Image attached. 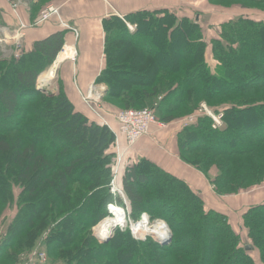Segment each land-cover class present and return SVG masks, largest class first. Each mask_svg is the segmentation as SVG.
<instances>
[{"label":"trees","instance_id":"1","mask_svg":"<svg viewBox=\"0 0 264 264\" xmlns=\"http://www.w3.org/2000/svg\"><path fill=\"white\" fill-rule=\"evenodd\" d=\"M49 2L56 0L30 2L32 20L27 21L33 22ZM208 2L220 9L264 13V0ZM191 15L160 8L133 11L122 14L123 18L113 13L103 17V65L95 81L105 85L104 104L118 109L151 108L164 123L195 112L202 102L221 111L220 127L213 128L209 117L200 116L177 132L178 156L209 178L215 172L210 178L215 194L235 195L264 180V18L229 16L216 26L218 35L207 39L204 25ZM125 21L134 24V30ZM145 23L151 27L150 37L144 39ZM182 30L188 44H182L176 55L172 47H178L181 36L175 34ZM68 31L62 28L36 39L29 49L23 44L18 57L0 56V219L7 207L16 204L11 222L0 232V264H20L22 255H29L38 243L47 248L45 264H136L137 248L147 257L141 264H256L246 246L264 264V201L241 213L249 240L242 245L225 211L209 207L185 180L147 158L125 167L121 191L128 201L129 217L137 220L142 213L163 219L165 206L157 200L172 188L162 185L177 190L169 194L185 210L188 226L172 227L170 243L162 246L150 237L136 241L129 229L120 228L107 243L98 241L91 227L108 215L107 205L94 223L81 215L80 221L85 222L70 227L68 214L84 209L91 213L103 205L96 204L93 192L100 187L108 190L107 152L115 136L87 106L84 112L76 109L58 72L54 95L38 88L39 76L54 61ZM148 42L157 44L156 52L146 53ZM136 51L149 57L143 59ZM208 53L219 62L215 68L206 61ZM125 54L129 55L125 66L141 71L145 80H118L115 62ZM143 62L148 66L142 67ZM238 127L244 135L236 132ZM65 155L68 161L59 164ZM101 162L106 175L85 180V171ZM49 193L52 196L46 200ZM123 245L125 252H121Z\"/></svg>","mask_w":264,"mask_h":264},{"label":"crops","instance_id":"2","mask_svg":"<svg viewBox=\"0 0 264 264\" xmlns=\"http://www.w3.org/2000/svg\"><path fill=\"white\" fill-rule=\"evenodd\" d=\"M56 2L59 6L60 18L75 26L78 31V36H75V48L77 49L75 63L71 64L65 61L62 65H59L57 72L60 71L59 76L67 96L74 103L76 109L82 112L86 109V105L81 99V93H85L92 84L98 85L102 90L105 89L103 83L95 81L96 75L103 65V17L113 13L123 18L122 14L133 11L160 8L170 9L178 15L181 11L192 13V15L196 12L194 18H197L202 25H204V22L205 24L210 22L211 27L216 31L215 34H209L208 38H211L212 35L218 34L216 26L220 24L222 19L224 20V18L219 20L220 13L230 15L229 12L220 11L238 9L234 7L221 10L215 6L211 9L208 0H109L107 2L105 0H56ZM9 3L8 0H0V12L4 17H2L3 20L10 19ZM201 12L219 18L214 20L211 17L209 22L207 20L203 21V16H200ZM22 16L25 20H32L24 10H22ZM60 29L61 25L56 18L29 28L26 32L28 39L24 42V47L29 49L34 40L43 38ZM73 35L71 31L65 33L66 38L70 41L75 40ZM39 83L41 86L43 85L40 78ZM110 121L118 128V123L114 118ZM174 125H176L174 128H169ZM181 125V120H179L167 123L164 128L152 126L151 132L154 130L153 134L142 136L132 147L126 149L128 162L132 163L143 157L152 160L164 170L185 180L206 202H210L214 207L216 206L219 210L225 211L230 223L235 224L233 222L238 221V218L240 219L241 213L246 208L254 203L264 201V182L258 187L241 191L235 195L219 196L215 194L209 177L194 167L185 164L178 157L176 133L180 131ZM120 141L121 145L125 146L123 137L120 138ZM214 173L211 171L210 177Z\"/></svg>","mask_w":264,"mask_h":264},{"label":"rangeland","instance_id":"3","mask_svg":"<svg viewBox=\"0 0 264 264\" xmlns=\"http://www.w3.org/2000/svg\"><path fill=\"white\" fill-rule=\"evenodd\" d=\"M35 1H38V0H35ZM109 1V0H108ZM49 3H55L56 5H58V3L57 2H49ZM209 3V2H208ZM48 4V3H47ZM210 4V3H209ZM46 5V4H45ZM210 5H212V4H210ZM209 5V7L212 9L214 6L212 5V6H210ZM182 7H184V6H182ZM219 7V6H218ZM219 8H221V7H219ZM222 10V9H221ZM9 12V14H10V12H11V8H10V11H8ZM220 12H229V14L230 15H226V13H220L221 14V17L219 18V17H215V16H211V14H209V16L207 15V13H203V12H201V17H202V19H203V21H205V20H207L208 22H209V19H211V17L215 20L216 18H219V20L221 19V18H224V20L222 19L221 20V22L220 23H222L223 21H225L227 18H229V16L230 17H237V16H242L243 14L244 15H246V16H261V18H264V13H262V12H259V11H252V10H243V11H240V10H238V9H232V10H226V11H220ZM196 14V12L193 14V15H191L192 17H194V15ZM54 17H52L51 19H53ZM57 20H58V22H59V20L61 19V18H58V17H55ZM47 21H49V20H47ZM46 22V21H45ZM10 23V20H3L2 19V17H1V14H0V25L1 24H9ZM44 23V22H43ZM42 23V24H43ZM147 23V22H146ZM144 24L145 25V27H142L143 28V30H142V32L144 33L143 35V38L145 39V38H148V33L147 32H149L148 30H149V28L151 27V26H149V24ZM211 23L209 22L208 24H205V22H204V28H205V34H206V37L208 38L209 37V34H215V30L212 28V27H209V28H206L208 25L209 26H211L210 25ZM41 25V24H40ZM39 26V25H38ZM65 29V27L64 26H61V29ZM156 32H158V30L156 31ZM178 35H180L181 36V39H180V41H179V38H176L178 41H179V45H178V47L176 48V49H174L176 46H173L172 47V53H174V54H176V55H179L180 53H181V49H182V44H186L187 42L185 41V39H184V32H183V30L182 31H179V33H177V34H175V36H178ZM218 34H216V35H212L211 36V38L212 37H216ZM1 37V36H0ZM150 37V36H149ZM27 39H28V35H27V33H26V36H25V39L23 40V42H22V44H24V42H26L27 41ZM188 44V43H187ZM157 44L155 45L154 43H146L145 44V50H146V53H150V52H152V51H154V52H156V49H157ZM137 52V55H139V56H141L143 59H146V58H148L149 56H144V54H142V52L141 51H136ZM0 56L2 57V58H9V57H11V50H10V48L9 47H6L5 46V44H1L0 45ZM57 56V55H56ZM128 57H129V55H127V54H125V56L123 55V56H120L118 59H117V61L115 62V67H114V73H115V76L118 78V80L121 82V83H125L126 81H128L129 79H133V78H135V79H139V82H141V81H143V80H145V76L143 77V75H142V72L140 71H137L136 69H134L133 67H126L125 66V62L128 60ZM70 59V58H69ZM55 60V59H54ZM65 61H68V58L67 59H65L64 61H61L60 63H59V65H62ZM206 61H207V63L209 64V66L210 67H212V68H215L218 64H219V62L216 60V59H214L212 56H211V54L210 53H208V54H206ZM54 62V61H53ZM53 62H52V64H53ZM69 62H71V61H69ZM71 63H73V62H71ZM144 64H143V66L142 67H145V66H148V65H146L145 64V62H143ZM57 67V66H56ZM49 69V68H48ZM47 71V70H46ZM45 71V72H46ZM44 72V73H45ZM57 72V71H56ZM54 73L55 75H54V77L50 80V82L48 83V84H46L47 85V87H48V89L50 90V91H53V92H55V89H57V76H58V73H59V71H58V73ZM42 75V74H41ZM40 75V76H41ZM39 76V77H40ZM38 81H39V78H38ZM43 93H45V92H43ZM104 95H105V89L102 91V93H101V98H100V100L98 101V103H97V108L99 109V111H100V113L103 115V116H105L106 117V119L108 120V123L113 127L112 128V130L114 131V132H116V133H118V128H116L115 127V125L113 124V122H111L110 120H112L113 118L115 119V116H116V113L118 112V111H120V110H122V108L121 109H118V108H116L115 106H112V105H106V104H104L103 103V99H104ZM116 103H119L117 100H114ZM201 104H205L206 106H207V109L208 110H211V111H213L214 113H219V112H221V111H219V112H217V111H214L211 107H209L205 102H202V103H200V105H199V107L197 108V110L195 111V112H197L198 111V109L200 108V106H201ZM87 106V105H86ZM88 107V106H87ZM89 108V107H88ZM90 109V108H89ZM91 110V109H90ZM195 112H192L191 114H193V113H195ZM204 113V112H203ZM156 114V113H155ZM191 114H189V115H191ZM199 114H202V113H198L197 115H199ZM93 115L94 116H97V115H95L94 113H93ZM189 115H187V116H189ZM156 116H157V119L159 120V121H161L160 120V118H159V116L156 114ZM201 116H206V115H201ZM186 117V116H185ZM185 117H183V118H180V119H178V120H176V121H179V120H181V129L183 128V127H185L186 126V124L184 123V122H182V119H184ZM198 117H200V116H197V118ZM208 117V116H207ZM197 118L195 119V121L197 120ZM96 119H97V117H96ZM97 121H98V119H97ZM194 121V122H195ZM99 122V121H98ZM163 122V121H162ZM193 123V122H192ZM167 124V123H166ZM191 124V123H190ZM118 125V124H117ZM188 125V124H187ZM176 125H174V126H170L169 128H174ZM179 126V125H178ZM180 129V130H181ZM236 130V132H240V127H238V128H236L235 129ZM153 132H154V130L151 132V130H150V133L148 134V135H151V134H153ZM240 134H241V132H240ZM176 135H177V133H176ZM241 135H244V134H241ZM247 137H249L250 135H246ZM122 136H120L119 137V139L121 138ZM238 137H240V136H238ZM124 138V137H123ZM177 138V137H176ZM241 139H242V137H240ZM124 143H125V146H122L121 145V141L119 142V150H120V153L122 154V161H121V163H120V166H119V173L117 174V177H116V181H115V184H116V186H117V188L119 189V190H122L121 189V184H120V181H121V177H122V174H123V171H124V169H125V167L127 166V165H131V164H133V163H135L136 161H138L139 159H141V158H138V160H136V161H134V162H128V156H127V152H126V149L127 148H130V147H132L133 146V144L132 145H128L127 144V142H126V140L124 139ZM177 146H178V144H177ZM108 154H110V156H109V162H111L109 165H108V167H110V172H109V174H108V176H109V181H108V183H107V185H106V187L108 188V190L107 191H105L104 190V188L103 187H100V188H98L97 190H95L94 192H93V195H94V199H95V202H96V204L97 203H100V202H102L103 203V205H102V207H100V205H98L100 208L99 209H94L91 213L89 212L88 213V211L86 210V209H84V211H82V212H80V214H75V215H72V213H70V214H68V221H70V227L72 228V227H75V226H77L78 225V223L80 224V222H85V220H82V221H80V219H81V215H85V216H89V218H90V220H91V222L92 223H94V219L97 217V215H99L100 214V212H101V210H103V208H105V210H106V205H107V211H108V213H110V209H109V207L110 206H112V207H114L115 205L113 204V203H110V202H116V207H119L120 209H122L123 211H125V216H126V219H127V222H126V224L124 225V226H122V225H119V226H115L114 228H113V230H112V234H111V237H110V239L112 238V236H113V234H114V232H115V229L116 228H120V229H124V230H126V229H129L130 230V235H131V237L134 239V240H136V241H145L148 237H150V238H152V239H154L155 241H157L159 244H161L160 243V241L158 240V236H156V235H154V233L153 234H147V233H145V234H143V235H141V233L139 232V231H136V230H134V225L138 222V221H140V220H142V219H145V218H141L142 217V214L144 215V216H146L147 217V225L148 226H153V225H155L156 223H158V222H162V225H164V227H165V229H166V233H167V236H168V234L170 233V235H171V239H170V241H169V243L171 242V240H172V227L173 228H177L178 230L180 229L181 230V228L184 226V227H187L188 225H187V220H186V218H185V210H183V208H180V206H179V204H178V202H177V200L174 198V196H172V194H169V192H172V191H177L175 188H173L172 187V185L171 186H168V185H166L165 183L162 185V186H164V187H169L170 189L172 188V190L171 191H168L166 194H163L162 195V197L163 198H161V200H157V201H161L163 204H164V206H165V209L163 210V212H164V218L162 219V218H149L150 217V215L148 214H146V213H142L141 215H140V218H138L137 220H132L130 217H129V212H128V204H127V198H126V196L124 195V193H123V191H119V193H117V194H114V192H112V187H111V180L113 179V177H114V174H115V172H114V169H113V167H114V165H115V157H116V149H115V147H114V145H112L111 146V149L107 152ZM179 157V156H178ZM144 158V157H143ZM148 159V158H147ZM180 159V158H179ZM150 160V159H149ZM181 160V159H180ZM68 161V155H65V156H63V157H61V158H59V164H64V163H66ZM151 162H153L152 160H150ZM107 162H108V160H107ZM183 162V161H182ZM154 163V162H153ZM185 163V162H184ZM156 164V163H155ZM186 164V163H185ZM189 165V164H188ZM104 164H102V162L101 163H98V164H96V165H93V166H91V167H89L88 168V170L87 171H85V173H84V177H85V180L86 179H88V176L91 178H93V177H95L97 174H99V175H102L103 177L106 175V173H104ZM191 166V165H190ZM193 167V166H192ZM214 172V171H213ZM147 175L148 176H150V172H149V170L147 171ZM214 176V175H213ZM212 176V177H213ZM151 177V176H150ZM81 178V177H80ZM211 178V177H210ZM210 178H209V181H210ZM263 182H264V180H263ZM152 183H150L149 185H145V186H142L141 187V185L140 184H138V186H137V188H142V189H146L147 187H149L150 185H151ZM210 184H211V182H210ZM115 186V187H116ZM212 186V185H211ZM105 187V186H104ZM19 186H16L15 187V192L18 194V192H19ZM212 190H213V187H212ZM51 194L49 193L48 195H46L45 197H46V200L48 199L49 200V198H51ZM108 198H110L111 199V201H109V199ZM106 201H107V203H106ZM109 201V202H108ZM205 203L209 206V207H212V208H217L216 206L214 207L213 205H211L210 204V202L208 203V202H206L205 201ZM15 205L16 204H14L13 206H11V207H7L5 210H4V212H3V214H2V217H1V219H0V232L2 231V229L5 227V226H7L10 222H11V219H12V215L14 216V214H15ZM217 209H219V208H217ZM107 213V214H108ZM71 215V216H70ZM178 216H181L183 219H177V217ZM165 218H167V219H171V218H173L172 220L173 221H170V222H168ZM177 219V221H175ZM233 223H235V224H231L232 226H233V228H234V230L239 234V236H240V238H241V244L243 245V244H245L247 241H249L248 239H247V233H246V230L243 228V226L241 225V221H240V219L238 218V221H235V222H233ZM101 224V222H98V223H95V224H93V226L91 227V231L93 232V235L94 236H97V237H99L96 233H95V230H96V228L99 226ZM131 224H133V230L131 229ZM124 230H121V231H124ZM132 230V231H131ZM48 232V231H47ZM46 234V233H45ZM166 236V237H167ZM96 237V238H97ZM99 238H101V237H99ZM163 238V237H162ZM161 238V239H162ZM109 239V240H110ZM97 240L98 241H100L98 238H97ZM101 242V241H100ZM162 246H165V245H167V244H161ZM122 247V249H121V252H125L126 250H125V248H126V246L125 245H123V246H121ZM162 250L161 251H163V248H161ZM35 250H44L45 252H46V256L48 257V252L46 251L47 250V248H46V246H44V244H43V246L40 244V243H38V245L36 246V248H34L33 249V251L29 254V255H26V254H23L22 255V259L23 260H21V262H20V264H26V262H27V260H28V257L35 251ZM249 253L253 256V258L255 259V263L256 264H261L260 262H259V260H258V255H257V252H255V250L254 249H250V247H249ZM131 256H132V253H131ZM129 257V256H128ZM133 257H134V260H135V263L136 264H141V261L143 260V259H147V257H146V254H145V251L144 250H142V249H139V248H137L135 251H134V254H133ZM127 260V259H126ZM130 260H132V257H131V259ZM133 260V261H134ZM46 262H47V258H46ZM46 262H44L43 264H45ZM127 262H124V264H126ZM197 264H204V262L203 261H199V263H197Z\"/></svg>","mask_w":264,"mask_h":264},{"label":"built area","instance_id":"4","mask_svg":"<svg viewBox=\"0 0 264 264\" xmlns=\"http://www.w3.org/2000/svg\"><path fill=\"white\" fill-rule=\"evenodd\" d=\"M106 2L108 0H105ZM30 2H35V0H12L10 1V23L0 25V45L5 44L6 47H9L11 50V56L18 57L19 49L23 46L22 42L25 38L26 31L29 28L38 26L43 22L50 20L52 17L60 18L59 6L54 3H48L44 5L38 16L33 22H28L22 16V10L28 13L30 10ZM126 22V21H125ZM59 24L64 26L69 31H71L75 36H78L77 28L68 22L60 19ZM126 25L129 30H134L135 25L126 22ZM64 45V44H63ZM77 59V49L75 48V55L68 59V61L75 63ZM59 65V64H58ZM57 65V67H58ZM54 68L55 69L57 68ZM38 85H40L38 83ZM102 89L96 84H92L85 93H81L82 101L87 105L91 111L97 115V119L100 123L106 124L110 130L114 133V142L113 145L116 149L114 177L111 180L112 192L114 194L121 192L115 184L117 174L119 173V166L122 161V154L119 150V137L122 136L126 140L128 145L134 144L142 136L148 135L150 133L151 127L156 126L157 128H164L166 123L159 121L155 114V111L151 108H141V109H122L116 113L115 120L118 123V133L112 130V127L108 123L105 116H103L99 109L97 108V103L101 98ZM209 109V108H208ZM205 104H201L197 112L186 116L182 119L186 125L195 121L197 116L206 115L211 119L212 127L217 128L222 124V112L214 113L211 110H208ZM204 112V113H203ZM198 113H202L197 115ZM116 186V187H115ZM113 203L115 206L116 202ZM141 218L147 219L146 216L142 214ZM46 252L44 250H35L29 257L26 264H43L46 262Z\"/></svg>","mask_w":264,"mask_h":264},{"label":"bare ground","instance_id":"5","mask_svg":"<svg viewBox=\"0 0 264 264\" xmlns=\"http://www.w3.org/2000/svg\"><path fill=\"white\" fill-rule=\"evenodd\" d=\"M74 36V41H70L64 36V45H62L61 49L59 50L57 56L55 57V60L53 64L50 65L49 69L45 73H42L40 76V81L43 83V86H47L50 82V80L54 77V68L57 66L58 63L61 61H64L65 59L72 58L75 55V41L76 37ZM110 213L105 217V219L101 222V224L96 228L95 233L101 237H97L99 240L103 239L105 236L108 235V231L113 229L115 226L122 225L124 226L127 222L126 216H125V211L120 209L119 207H109ZM147 219H142L138 221L134 225V230L139 231L141 235L147 233V234H153L158 236V239H161L162 237L167 236V231L162 225V222H158L153 226H148L147 225ZM131 229L133 230V224H131ZM131 230V231H132Z\"/></svg>","mask_w":264,"mask_h":264},{"label":"water","instance_id":"6","mask_svg":"<svg viewBox=\"0 0 264 264\" xmlns=\"http://www.w3.org/2000/svg\"><path fill=\"white\" fill-rule=\"evenodd\" d=\"M38 88H39L40 91L45 92V93H46L47 95H49V96H52V95H54V93H55V92H53V91H50V90L48 89L47 86H40V85H39ZM103 90H104V89H103ZM112 230H113V229L109 230V231H108V235L105 236L103 239L100 240L102 243H107V242L109 241V239H110V237H111V234H112V233H111ZM170 239H171V235H170V233H169L167 237H164V238H162V239H158V240L160 241L161 244H168L169 241H170ZM246 249H249V246H246Z\"/></svg>","mask_w":264,"mask_h":264}]
</instances>
